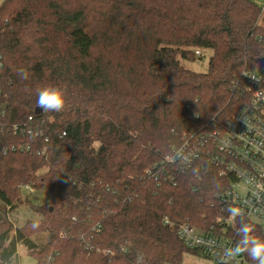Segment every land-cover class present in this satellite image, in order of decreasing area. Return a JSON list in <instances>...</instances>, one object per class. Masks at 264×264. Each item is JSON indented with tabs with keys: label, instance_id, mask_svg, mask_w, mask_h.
Here are the masks:
<instances>
[{
	"label": "trees",
	"instance_id": "trees-1",
	"mask_svg": "<svg viewBox=\"0 0 264 264\" xmlns=\"http://www.w3.org/2000/svg\"><path fill=\"white\" fill-rule=\"evenodd\" d=\"M261 12L251 0H3L0 214L23 204V185L51 200L21 229L0 222V264H18V245L35 264L197 256L164 219L235 246L243 225L264 240L261 226L230 214L232 179L215 176L206 148L188 168L166 162L247 106L245 73L264 70ZM201 50L212 51L206 73L180 65ZM47 85L67 89L62 111L36 105ZM29 117L40 136L27 133ZM42 233L38 248L31 238Z\"/></svg>",
	"mask_w": 264,
	"mask_h": 264
},
{
	"label": "built area",
	"instance_id": "built-area-1",
	"mask_svg": "<svg viewBox=\"0 0 264 264\" xmlns=\"http://www.w3.org/2000/svg\"><path fill=\"white\" fill-rule=\"evenodd\" d=\"M194 54L203 57L201 51H195ZM245 79L251 85L252 92L247 106L239 109L220 130L199 137L196 140L199 144L195 148L189 152L186 147L179 149L172 157L166 158V162L188 168L200 150L206 148L207 160L214 168L215 176L232 179L223 198L230 214L238 210L251 222L264 227V70L247 72ZM32 122L29 117L27 133L40 136L38 130H32ZM20 189L25 200L34 191L29 185H23ZM164 223L174 230L187 250L211 260L212 264H249L241 253L232 258L225 255L228 249L236 246L223 235L203 233L187 223L176 225L166 219Z\"/></svg>",
	"mask_w": 264,
	"mask_h": 264
},
{
	"label": "rangeland",
	"instance_id": "rangeland-1",
	"mask_svg": "<svg viewBox=\"0 0 264 264\" xmlns=\"http://www.w3.org/2000/svg\"><path fill=\"white\" fill-rule=\"evenodd\" d=\"M256 3L261 9V15L258 19V25L264 27V0H251ZM2 0H0V3ZM203 57L196 59L193 62H188L180 57L178 61L180 65L192 72L196 73H206L208 67L209 58L212 55L211 50H201ZM21 190V189H20ZM21 196V206L7 212L6 215L0 214V222L7 220L11 223L14 229H21L28 221L37 222L41 220V215L33 210L32 207H41L51 200L49 193L43 189L35 190L31 194L30 198L25 200ZM264 231V227H262ZM31 241L38 248H41L48 242V233H42L35 235L31 238ZM17 261L18 264H35V260L29 256L23 245H18L17 247ZM180 264H212L211 260L205 259L203 257L193 256L191 254H184Z\"/></svg>",
	"mask_w": 264,
	"mask_h": 264
},
{
	"label": "clouds",
	"instance_id": "clouds-1",
	"mask_svg": "<svg viewBox=\"0 0 264 264\" xmlns=\"http://www.w3.org/2000/svg\"><path fill=\"white\" fill-rule=\"evenodd\" d=\"M67 89L58 85H47L37 92L36 105L44 113L62 111L66 104ZM233 214H238V210H233ZM252 229L248 225H243L239 232L241 239L234 249H228L225 255L232 258L240 253H247L254 264H264V240H260L250 235Z\"/></svg>",
	"mask_w": 264,
	"mask_h": 264
},
{
	"label": "water",
	"instance_id": "water-1",
	"mask_svg": "<svg viewBox=\"0 0 264 264\" xmlns=\"http://www.w3.org/2000/svg\"><path fill=\"white\" fill-rule=\"evenodd\" d=\"M40 112H41V111H40L39 109L35 110V115H39Z\"/></svg>",
	"mask_w": 264,
	"mask_h": 264
},
{
	"label": "crops",
	"instance_id": "crops-1",
	"mask_svg": "<svg viewBox=\"0 0 264 264\" xmlns=\"http://www.w3.org/2000/svg\"><path fill=\"white\" fill-rule=\"evenodd\" d=\"M3 1V0H2Z\"/></svg>",
	"mask_w": 264,
	"mask_h": 264
}]
</instances>
